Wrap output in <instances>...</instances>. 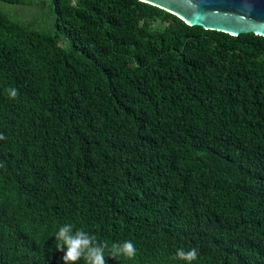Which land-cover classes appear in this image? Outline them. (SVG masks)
<instances>
[{"label": "trees", "instance_id": "16d2710c", "mask_svg": "<svg viewBox=\"0 0 264 264\" xmlns=\"http://www.w3.org/2000/svg\"><path fill=\"white\" fill-rule=\"evenodd\" d=\"M0 1L32 8L0 6V264H63L64 223L135 244L106 264H264V35L141 0Z\"/></svg>", "mask_w": 264, "mask_h": 264}, {"label": "water", "instance_id": "95a60500", "mask_svg": "<svg viewBox=\"0 0 264 264\" xmlns=\"http://www.w3.org/2000/svg\"><path fill=\"white\" fill-rule=\"evenodd\" d=\"M180 17L187 24L233 35H264V0H141Z\"/></svg>", "mask_w": 264, "mask_h": 264}, {"label": "clouds", "instance_id": "9594fccd", "mask_svg": "<svg viewBox=\"0 0 264 264\" xmlns=\"http://www.w3.org/2000/svg\"><path fill=\"white\" fill-rule=\"evenodd\" d=\"M9 99H16L19 90L14 87L5 89ZM5 139L0 134V140ZM56 248L62 253L63 264H79L83 260L84 264H106L105 250L108 249V256L119 259L121 256L131 260L137 254V248L131 240L114 242L108 248L107 242H101L97 237L83 228H75L72 223H64L59 226L55 233ZM198 249L193 247L189 250L178 248L173 259H179L192 264L198 259Z\"/></svg>", "mask_w": 264, "mask_h": 264}, {"label": "rangeland", "instance_id": "374dc122", "mask_svg": "<svg viewBox=\"0 0 264 264\" xmlns=\"http://www.w3.org/2000/svg\"><path fill=\"white\" fill-rule=\"evenodd\" d=\"M0 6L4 9H8L11 13L19 14L20 17H28L31 13V7L29 5H20L16 3H8L4 1H0Z\"/></svg>", "mask_w": 264, "mask_h": 264}]
</instances>
